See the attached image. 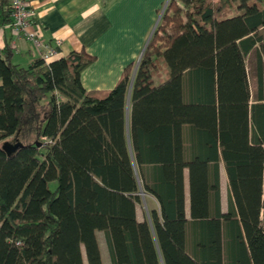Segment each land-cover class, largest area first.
<instances>
[{
	"label": "trees",
	"instance_id": "1",
	"mask_svg": "<svg viewBox=\"0 0 264 264\" xmlns=\"http://www.w3.org/2000/svg\"><path fill=\"white\" fill-rule=\"evenodd\" d=\"M162 8L108 89L81 85L82 49L21 66L0 48V264H103L96 231L108 264H264V0ZM143 192L158 210L138 221Z\"/></svg>",
	"mask_w": 264,
	"mask_h": 264
},
{
	"label": "crops",
	"instance_id": "2",
	"mask_svg": "<svg viewBox=\"0 0 264 264\" xmlns=\"http://www.w3.org/2000/svg\"><path fill=\"white\" fill-rule=\"evenodd\" d=\"M22 1L33 11L34 25L41 39L47 45H52L55 38L60 39L53 59L81 49L95 57L80 74L81 85L90 90L111 88L122 68L133 63L135 58L138 59L167 0ZM3 45L10 48L12 63L28 66L38 59L31 43L15 34L8 23L0 25V48ZM185 137L183 133V142L186 145ZM183 189L185 215L188 219L186 169L183 170ZM218 194L220 211L225 212L227 187L221 163L218 164ZM140 195L141 200L134 207L138 221L147 219L151 209L158 210L152 196L145 192ZM98 247L101 262L108 264V252L103 257L99 243Z\"/></svg>",
	"mask_w": 264,
	"mask_h": 264
},
{
	"label": "built area",
	"instance_id": "3",
	"mask_svg": "<svg viewBox=\"0 0 264 264\" xmlns=\"http://www.w3.org/2000/svg\"><path fill=\"white\" fill-rule=\"evenodd\" d=\"M10 21L8 25L15 34L29 41L33 50L44 64L53 60L57 54L60 39L55 38L52 45H47L40 37L34 25L33 11L22 0H10Z\"/></svg>",
	"mask_w": 264,
	"mask_h": 264
},
{
	"label": "rangeland",
	"instance_id": "4",
	"mask_svg": "<svg viewBox=\"0 0 264 264\" xmlns=\"http://www.w3.org/2000/svg\"><path fill=\"white\" fill-rule=\"evenodd\" d=\"M163 3H164V1H163ZM163 9V8H162ZM162 9H161V11H162ZM160 11V12H161ZM160 12H159V14H160ZM151 27H152V25H151ZM150 27V28H151ZM149 28V29H150ZM138 60H139V57H138V59H134L133 60V66H132V69H131V75H132V72L135 70V68H136V65H137V62H138ZM162 76H163V74H161ZM155 82H157V80L155 79L154 80ZM54 186H55V182L54 181H50V182H48V187H49V189H51V190H53V188H54ZM141 196V195H140ZM142 197V196H141ZM95 234H96V238H97V241H98V243H99V245H100V248H101V251H102V255H103V257H106L107 256V247H106V243H105V240H104V236H103V232L102 231H96L95 232ZM83 264H85V262H84V258H83Z\"/></svg>",
	"mask_w": 264,
	"mask_h": 264
},
{
	"label": "water",
	"instance_id": "5",
	"mask_svg": "<svg viewBox=\"0 0 264 264\" xmlns=\"http://www.w3.org/2000/svg\"><path fill=\"white\" fill-rule=\"evenodd\" d=\"M159 16L160 14L158 15V19H159ZM157 19V20H158ZM155 26V25H154ZM154 28V27H153ZM153 30V29H152ZM152 32V31H151ZM151 34V33H150ZM150 36V35H149ZM149 38V37H148ZM148 40V39H147ZM147 41L145 42L144 46H143V49L145 48V45H146ZM142 49V51H143ZM141 51V53H142ZM141 55V54H140ZM140 57V56H139ZM134 74V71L132 72V75ZM131 75V77H132ZM131 81V79H130ZM130 87V82H129V86H128V89ZM18 146H20V143L18 142H15V143H10L8 141H3L2 144H1V148L2 150L6 153V154H10L11 152H13Z\"/></svg>",
	"mask_w": 264,
	"mask_h": 264
}]
</instances>
